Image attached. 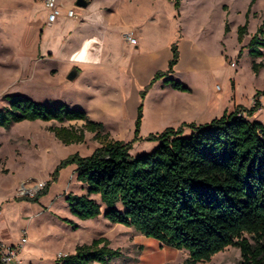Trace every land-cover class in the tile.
<instances>
[{
  "label": "rangeland",
  "instance_id": "1",
  "mask_svg": "<svg viewBox=\"0 0 264 264\" xmlns=\"http://www.w3.org/2000/svg\"><path fill=\"white\" fill-rule=\"evenodd\" d=\"M59 1L63 12L74 9L78 20L63 16L50 24L44 0H0V111L9 107L10 95L47 106L64 104L102 124L110 140L132 143L141 91L157 72L167 71L176 44L180 57L170 77L193 93L164 87L162 80L153 85L143 101L139 140L130 152L139 156L159 146L150 136L210 123L238 106L251 109L255 94L264 92V69L253 72L248 48L264 23V0L251 8L252 0H183L179 11L175 0H86L87 8L78 7V0ZM249 8L248 34L239 43L237 30ZM126 34L138 44L127 43ZM256 61L264 64V56ZM74 69L80 75L70 81ZM260 101L262 109L247 119L264 124L263 96ZM84 124L38 121L0 128V233L10 243L28 236L22 264H58L78 246L100 238L122 254L109 264H189L187 251L113 225L104 215L88 221L72 215L67 199L87 195L75 165L60 168L38 202L19 199L35 197L70 156L89 157L101 147L93 133L86 132L84 143L66 146L51 131ZM183 131L184 136L193 132L189 127ZM23 187L29 191L25 196ZM92 198L102 205L98 196ZM241 260L240 250L229 247L196 264Z\"/></svg>",
  "mask_w": 264,
  "mask_h": 264
},
{
  "label": "trees",
  "instance_id": "2",
  "mask_svg": "<svg viewBox=\"0 0 264 264\" xmlns=\"http://www.w3.org/2000/svg\"><path fill=\"white\" fill-rule=\"evenodd\" d=\"M182 1L175 0L177 11ZM256 2L252 0L250 8ZM250 8L245 24L237 30L239 43L248 34ZM263 36L264 23L248 45L255 74L264 69V64L256 61L264 56ZM172 52L167 71L157 72L141 91L132 143L110 140L104 126L89 120L82 110L6 96L9 107L0 111V128L24 122L82 121L85 124L80 129L61 126L51 131L66 146L84 143L86 132L95 134L101 144L89 157L70 156L35 197L19 199L38 202L57 180L59 169L75 165L77 180L87 187V195L67 199L71 214L78 219L88 221L104 215L113 225L132 228L164 246L187 251L189 264L208 262L229 247L240 250V264H264V124L247 119L262 109L260 97L264 92L255 94L251 109L238 106L204 125L169 128L149 137V141L160 142L152 153L137 157L130 154L133 143L139 140L143 101L153 85L165 80L174 90L191 93L185 84L168 80L180 57L176 44ZM184 127L192 129V135L184 136ZM92 196H98L102 205ZM121 256L108 239L100 238L78 246L58 264H109Z\"/></svg>",
  "mask_w": 264,
  "mask_h": 264
},
{
  "label": "built area",
  "instance_id": "3",
  "mask_svg": "<svg viewBox=\"0 0 264 264\" xmlns=\"http://www.w3.org/2000/svg\"><path fill=\"white\" fill-rule=\"evenodd\" d=\"M46 9L49 11L48 22L54 24L58 19L66 16L69 19L78 20L76 11L69 9L65 14L63 12V6L59 0H44ZM125 41L131 45H137L138 41L130 34H126ZM28 189L23 187L22 195L27 194ZM29 244V238L26 234L21 236V239L16 244H9L3 240H0V264H22L21 254L23 249Z\"/></svg>",
  "mask_w": 264,
  "mask_h": 264
},
{
  "label": "water",
  "instance_id": "4",
  "mask_svg": "<svg viewBox=\"0 0 264 264\" xmlns=\"http://www.w3.org/2000/svg\"><path fill=\"white\" fill-rule=\"evenodd\" d=\"M76 5L80 8H87L89 6L86 0H78ZM79 75H80V72L77 69H74L69 73L68 79L70 81H74L79 77Z\"/></svg>",
  "mask_w": 264,
  "mask_h": 264
},
{
  "label": "crops",
  "instance_id": "5",
  "mask_svg": "<svg viewBox=\"0 0 264 264\" xmlns=\"http://www.w3.org/2000/svg\"><path fill=\"white\" fill-rule=\"evenodd\" d=\"M63 5V4H62ZM64 14H65V12H64ZM171 78V77H170ZM172 79V78H171ZM163 81V86L164 87H166V84L164 83L165 82V80H162ZM191 93H193V90H191ZM218 118H220V117H218ZM193 133V132H192ZM192 133L190 132V133H186L185 134V136H190V135H192ZM133 157H137V156H133ZM0 240H3V241H5V242H7V243H9V244H16V243H18V242H16V243H10L9 241H7L6 239H4L3 238V236H2V234L0 233Z\"/></svg>",
  "mask_w": 264,
  "mask_h": 264
}]
</instances>
